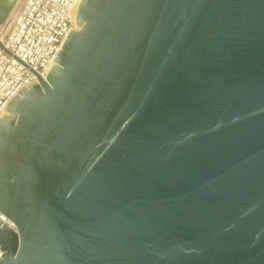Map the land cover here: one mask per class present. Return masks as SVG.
Listing matches in <instances>:
<instances>
[{"label":"water","instance_id":"obj_1","mask_svg":"<svg viewBox=\"0 0 264 264\" xmlns=\"http://www.w3.org/2000/svg\"><path fill=\"white\" fill-rule=\"evenodd\" d=\"M15 0H0V23ZM0 118V264H264V0H81Z\"/></svg>","mask_w":264,"mask_h":264},{"label":"built area","instance_id":"obj_2","mask_svg":"<svg viewBox=\"0 0 264 264\" xmlns=\"http://www.w3.org/2000/svg\"><path fill=\"white\" fill-rule=\"evenodd\" d=\"M81 0H15L0 23L1 45L46 78L76 18ZM39 84L25 65L0 47V118L22 87ZM0 221L15 232L13 221L0 211ZM3 250L0 249V258Z\"/></svg>","mask_w":264,"mask_h":264},{"label":"bare ground","instance_id":"obj_3","mask_svg":"<svg viewBox=\"0 0 264 264\" xmlns=\"http://www.w3.org/2000/svg\"><path fill=\"white\" fill-rule=\"evenodd\" d=\"M80 24H78L77 22H76V20L74 21V23H73V29H79L80 28ZM4 116H8V115H10L7 111H5L4 113Z\"/></svg>","mask_w":264,"mask_h":264}]
</instances>
